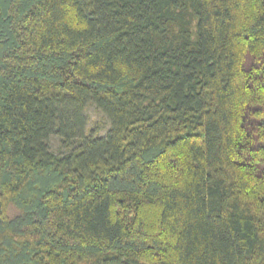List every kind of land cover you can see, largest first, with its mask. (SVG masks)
Returning a JSON list of instances; mask_svg holds the SVG:
<instances>
[{"label": "trees", "instance_id": "obj_1", "mask_svg": "<svg viewBox=\"0 0 264 264\" xmlns=\"http://www.w3.org/2000/svg\"><path fill=\"white\" fill-rule=\"evenodd\" d=\"M0 264H264V0H0Z\"/></svg>", "mask_w": 264, "mask_h": 264}, {"label": "rangeland", "instance_id": "obj_2", "mask_svg": "<svg viewBox=\"0 0 264 264\" xmlns=\"http://www.w3.org/2000/svg\"><path fill=\"white\" fill-rule=\"evenodd\" d=\"M84 130L83 135H94L97 137H103L106 135L110 128L109 119L99 111L95 105L89 104L83 113ZM49 150L56 154H64L65 148L61 145L60 141L56 137H52L48 142Z\"/></svg>", "mask_w": 264, "mask_h": 264}]
</instances>
